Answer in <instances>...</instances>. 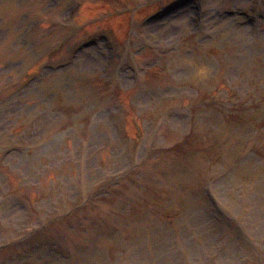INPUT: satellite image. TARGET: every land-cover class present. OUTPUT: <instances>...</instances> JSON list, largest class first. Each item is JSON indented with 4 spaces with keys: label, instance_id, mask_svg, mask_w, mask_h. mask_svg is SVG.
Here are the masks:
<instances>
[{
    "label": "rangeland",
    "instance_id": "374dc122",
    "mask_svg": "<svg viewBox=\"0 0 264 264\" xmlns=\"http://www.w3.org/2000/svg\"><path fill=\"white\" fill-rule=\"evenodd\" d=\"M0 264H264V0H0Z\"/></svg>",
    "mask_w": 264,
    "mask_h": 264
}]
</instances>
